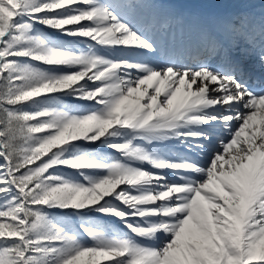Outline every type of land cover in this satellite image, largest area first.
I'll return each mask as SVG.
<instances>
[{
	"label": "snow or ice",
	"instance_id": "6c2138e0",
	"mask_svg": "<svg viewBox=\"0 0 264 264\" xmlns=\"http://www.w3.org/2000/svg\"><path fill=\"white\" fill-rule=\"evenodd\" d=\"M254 7L0 0V264H264Z\"/></svg>",
	"mask_w": 264,
	"mask_h": 264
},
{
	"label": "bare ground",
	"instance_id": "6f19581e",
	"mask_svg": "<svg viewBox=\"0 0 264 264\" xmlns=\"http://www.w3.org/2000/svg\"><path fill=\"white\" fill-rule=\"evenodd\" d=\"M170 2L185 3V2H187V0H165L164 1V3H170ZM249 2L252 3L253 5H255L253 11L258 13L260 11V0H249ZM236 55H237L238 58H241L239 56V53H237ZM250 75H251L252 78L254 77L253 74L250 73ZM259 80H262V79L259 77ZM179 150L182 151V149H179Z\"/></svg>",
	"mask_w": 264,
	"mask_h": 264
},
{
	"label": "rangeland",
	"instance_id": "374dc122",
	"mask_svg": "<svg viewBox=\"0 0 264 264\" xmlns=\"http://www.w3.org/2000/svg\"><path fill=\"white\" fill-rule=\"evenodd\" d=\"M107 154L108 155H115V153H113L111 150H109L108 152H107ZM114 228H116L117 230H119V228L121 227L120 225H118V224H113L112 225Z\"/></svg>",
	"mask_w": 264,
	"mask_h": 264
}]
</instances>
